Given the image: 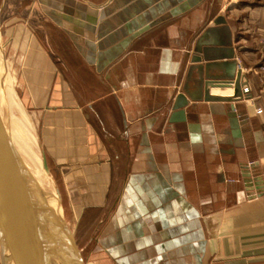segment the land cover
Returning <instances> with one entry per match:
<instances>
[{
  "label": "crops",
  "instance_id": "0c3cea01",
  "mask_svg": "<svg viewBox=\"0 0 264 264\" xmlns=\"http://www.w3.org/2000/svg\"><path fill=\"white\" fill-rule=\"evenodd\" d=\"M217 5L250 97L235 110L198 101L186 122H169L186 43ZM22 9L5 13L8 26L19 22L8 59L19 57L20 93L83 223L87 263L264 264V188L247 191L242 174L251 156L264 181V0H23Z\"/></svg>",
  "mask_w": 264,
  "mask_h": 264
},
{
  "label": "water",
  "instance_id": "95a60500",
  "mask_svg": "<svg viewBox=\"0 0 264 264\" xmlns=\"http://www.w3.org/2000/svg\"><path fill=\"white\" fill-rule=\"evenodd\" d=\"M1 8L2 4L0 13ZM218 10L219 5L207 14L212 25L193 33L186 43L178 72L187 60L189 65L184 83L170 101L169 122H186L198 101L225 102L235 110V102L250 97L230 27ZM0 50L13 81L9 95L0 76V264H88L67 191L20 97L3 47ZM213 87L232 88V93L212 95ZM253 164L250 156L243 167L247 191L264 188L263 178L252 175Z\"/></svg>",
  "mask_w": 264,
  "mask_h": 264
},
{
  "label": "rangeland",
  "instance_id": "374dc122",
  "mask_svg": "<svg viewBox=\"0 0 264 264\" xmlns=\"http://www.w3.org/2000/svg\"><path fill=\"white\" fill-rule=\"evenodd\" d=\"M9 1L10 0H0V6L2 4V11L0 13V46L3 47V52H4V55H5V57L7 59H8V45L6 44V42H7V39H10V35H9L10 32L9 31H10V29H13L11 26H13V25L14 26H16V25L18 26L19 25V22H16L15 24L12 22L13 24L11 26H8V24H7V16H6L5 13H12V14L15 15V17L19 18V17H21L20 14H21V12L23 10L22 9L23 0H15L14 5H11V6L8 5V2ZM20 22H22V21L20 20ZM16 28L17 27H15L14 29H16ZM16 33H18V32L16 31ZM30 47H32V46H30ZM28 53H32V51L29 50ZM0 58H1V52H0ZM15 59L16 60L14 62H12V63H11V61L9 59L8 60H9L11 66H12L14 72H15L16 79H17V82H18V85H19V93H20V87H21L20 84H21L22 79L20 77V74L18 73V70H19V57H18V55H17V57ZM6 72H7V70H6ZM7 75L9 77V79H10V82H11L12 80H11V77L9 76V73L8 72H7ZM25 78H26V81L25 82H26L27 85L30 86L31 92L33 94L32 95V98L35 99L36 101H38V96H37L36 89H34V87L32 86V82L35 81V79H33V77L30 74L28 75V72L25 73ZM2 80L3 81L5 80V83H6V79L4 77L2 78ZM12 83H13V81H12ZM22 91L23 90L21 89L20 97H21V99L23 101V98H22V95H21L22 94ZM46 122H49V115L46 116ZM77 222H78V219H77ZM81 226H83V223H80L79 222L78 223V229H79V234H80V240H81V243H82V246H83L85 244V241H86V239H85L86 238V236H85V233L86 232L84 230V234H83V232L80 231L81 230L80 229ZM83 248H84V246H83ZM88 250H89V244H86V246L83 249V251L86 253ZM85 253H84V255H85ZM85 256L88 259L87 254Z\"/></svg>",
  "mask_w": 264,
  "mask_h": 264
},
{
  "label": "bare ground",
  "instance_id": "6f19581e",
  "mask_svg": "<svg viewBox=\"0 0 264 264\" xmlns=\"http://www.w3.org/2000/svg\"><path fill=\"white\" fill-rule=\"evenodd\" d=\"M0 76L1 78L4 77L6 79V83H5V80L3 81L5 83V87L7 89V92L9 93V95H12V84L10 82V79L7 75V72H6V69H5V66L2 62V59L0 58ZM0 78V79H1ZM226 89H231V93H232V88H228V87H225V88H220V87H213L212 88V91L215 92V93H218V94H227L225 91ZM230 93V94H231ZM1 125L3 126L2 122H1ZM40 261V260H39Z\"/></svg>",
  "mask_w": 264,
  "mask_h": 264
},
{
  "label": "built area",
  "instance_id": "2783aa9c",
  "mask_svg": "<svg viewBox=\"0 0 264 264\" xmlns=\"http://www.w3.org/2000/svg\"><path fill=\"white\" fill-rule=\"evenodd\" d=\"M258 52L264 58V34L260 35L258 38ZM256 111L260 112L261 108H257Z\"/></svg>",
  "mask_w": 264,
  "mask_h": 264
},
{
  "label": "flooded vegetation",
  "instance_id": "af4514ba",
  "mask_svg": "<svg viewBox=\"0 0 264 264\" xmlns=\"http://www.w3.org/2000/svg\"><path fill=\"white\" fill-rule=\"evenodd\" d=\"M4 5V4H3ZM31 10L34 12L35 11V6L32 4V6H31ZM1 11H2V8H1ZM30 17H33V15H31ZM31 24V26H32V23H30ZM32 28H33V26H32Z\"/></svg>",
  "mask_w": 264,
  "mask_h": 264
}]
</instances>
